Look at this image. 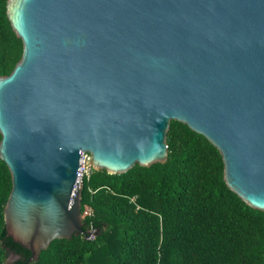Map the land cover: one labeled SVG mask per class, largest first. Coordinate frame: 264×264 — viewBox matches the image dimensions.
<instances>
[{
    "label": "water",
    "instance_id": "obj_1",
    "mask_svg": "<svg viewBox=\"0 0 264 264\" xmlns=\"http://www.w3.org/2000/svg\"><path fill=\"white\" fill-rule=\"evenodd\" d=\"M7 17L23 53L0 76L4 222L29 261L84 233V152L110 175L165 163L172 121L264 211V0H7Z\"/></svg>",
    "mask_w": 264,
    "mask_h": 264
},
{
    "label": "trees",
    "instance_id": "obj_2",
    "mask_svg": "<svg viewBox=\"0 0 264 264\" xmlns=\"http://www.w3.org/2000/svg\"><path fill=\"white\" fill-rule=\"evenodd\" d=\"M22 53L0 0V76ZM167 144L165 163L118 175L94 170L82 186V213L92 209L84 233L55 240L37 261L7 235L12 177L0 159V264H264V211L227 187L219 151L176 121ZM92 229L99 234L88 239Z\"/></svg>",
    "mask_w": 264,
    "mask_h": 264
},
{
    "label": "built area",
    "instance_id": "obj_3",
    "mask_svg": "<svg viewBox=\"0 0 264 264\" xmlns=\"http://www.w3.org/2000/svg\"><path fill=\"white\" fill-rule=\"evenodd\" d=\"M94 169L92 167V157L89 153L84 152L82 158V180L81 186H83L84 181H89L92 177ZM92 213V209L90 207H86L83 216L90 215ZM96 236V230L92 229L87 236L88 239H94Z\"/></svg>",
    "mask_w": 264,
    "mask_h": 264
}]
</instances>
